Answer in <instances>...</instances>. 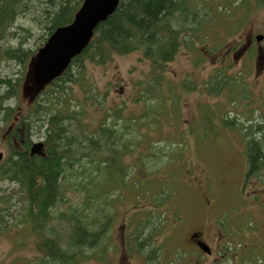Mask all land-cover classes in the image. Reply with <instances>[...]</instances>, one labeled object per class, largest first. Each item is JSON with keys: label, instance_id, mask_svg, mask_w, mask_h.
<instances>
[{"label": "rangeland", "instance_id": "obj_1", "mask_svg": "<svg viewBox=\"0 0 264 264\" xmlns=\"http://www.w3.org/2000/svg\"><path fill=\"white\" fill-rule=\"evenodd\" d=\"M196 1L200 6L191 7L196 6L199 14L192 19L191 26L197 25L198 21L203 25L204 15L210 23L204 26L205 32L200 37L193 38L188 49L182 47L174 61L167 64L165 77L159 81L155 103L151 99L145 105L153 103L140 128L143 131L140 140L144 145L151 143L153 151H156L155 147L171 151L165 164H145L148 171L164 167L163 172L154 176L157 185L149 193H163L165 198L160 203L145 198L142 191L150 185L145 180L146 173L134 174L129 179L130 187L136 188L141 182L137 190L115 191L111 196L114 206L110 212L116 214V219L108 237L113 248L103 257L97 255L102 257L99 260L92 258V251H85L79 264H188L183 257L186 258L184 242L178 235L182 236L188 225L198 221L204 222V227L209 229L213 223H218L217 228L225 240L226 256L220 264H264V169L261 167V171L249 179L245 177L247 138L237 128L245 133L249 127L255 131V125L261 126L262 129L252 135L259 139L264 131V40L259 44L255 41V36H264V9L256 6L248 11L239 9L235 0ZM196 1L191 0L195 4ZM217 9L219 14L214 12ZM229 10L231 12H227ZM207 12L210 14L206 15ZM223 14L228 16L222 17ZM243 18L246 19L244 23ZM13 23L9 31H13L14 26H33L31 18L22 14L16 15ZM10 34L0 40V47L17 43V40H9ZM33 35L38 36V32ZM36 38H29L27 49L36 48ZM249 40L251 44H248ZM228 47L230 53L222 59ZM257 47L263 52V59ZM141 58L139 53H132L115 56L103 67L87 66L91 93L104 95L100 100L102 110L98 104L88 110L86 120L92 126H97L106 114L117 112L118 107L124 117H128L129 112L136 116L142 114L143 102L135 103L134 100L140 99L139 93L145 89L151 72L149 62ZM25 70L14 61L0 58V79L8 76L16 79ZM218 71L232 81L229 80L221 92L215 93L218 86L209 81ZM207 83L211 92L203 90ZM168 87H176L179 94L173 91L175 96H171ZM72 89L74 99L82 101L84 91L76 86ZM22 104L26 106V100ZM221 119L234 121L237 127L225 124ZM112 120L108 118L107 123L111 124ZM118 122L116 129L121 128V121ZM34 131L31 140L40 142L43 128L41 134L33 135ZM135 136L136 133L130 130L125 137L132 139ZM6 148L2 136L0 153L5 155ZM165 159L163 156L162 160ZM127 160L128 164H133L134 154ZM16 188L5 181L0 183V263L43 264L31 228L15 223L22 214ZM64 195L69 200L59 211L76 198L70 190L64 191ZM69 234L68 229L62 231L64 236ZM133 235L147 239L143 249H155L154 261L147 260L146 252L133 251ZM127 240H130L129 246ZM137 240L141 242V238ZM142 244L143 247L145 242Z\"/></svg>", "mask_w": 264, "mask_h": 264}, {"label": "trees", "instance_id": "obj_2", "mask_svg": "<svg viewBox=\"0 0 264 264\" xmlns=\"http://www.w3.org/2000/svg\"><path fill=\"white\" fill-rule=\"evenodd\" d=\"M81 3L82 0H0V40H4L10 32L9 40H17L15 45L0 47V58L20 64L23 71L26 68L25 73L16 79L10 76L0 79V139L4 137L7 147L0 161V183L5 181L17 187L16 198L22 207V214L15 223L31 228L43 264H79L83 253L88 250L92 251V258L102 259L113 248L108 237L111 224L116 219V214L110 212L114 203L112 193L131 191L134 187H130L129 179L134 174L146 173L145 180L150 185L142 191L145 198L155 203L164 200L163 193H149L157 185L154 176L163 172L164 167L148 171L145 164H165L171 151L168 149L166 153L156 147L153 151L151 143L144 145L140 140L141 129L151 112V105L156 101L159 81L164 78L167 64L174 61L182 47L188 49L193 38L197 39L205 32L204 26L208 23L204 15L203 25L198 21L197 25L191 26L192 19L199 14L197 1L195 4L191 0H121L115 12L96 27L88 46L71 61L67 70L38 92L32 87V99L28 96L26 106H23L22 90L31 86H24L31 59L56 29L72 22ZM234 4L247 11L254 6L264 9V0H235ZM191 5L196 6L192 8ZM217 11L214 12L219 14ZM19 14L30 17L33 26H14L13 31H9ZM245 20L243 18V23ZM34 30L38 36L33 35ZM31 37H37L34 50L26 48ZM132 53H139L141 60L150 64V80L139 93L140 99L134 100L135 103L143 102L144 109H139L142 114L136 116L129 112V116L124 117L118 107L117 112L106 114L97 126H92L86 120L88 110L94 104L102 110L103 102L100 100L104 99V95L91 93L87 66L103 67L115 56ZM220 71L209 81L218 86L217 92L212 89L215 93L221 92L228 81H232ZM208 83L203 90L211 92ZM75 86L85 93L82 101L74 99L72 88ZM171 88L168 87L171 96H175L173 91L179 94L176 87ZM151 99L153 103L145 107ZM108 118H113L111 124L107 123ZM221 120L235 125L234 121ZM118 121H121V128L116 129ZM42 128L40 154L31 155L32 131L35 130V135ZM237 128L247 138V177L256 176L261 167L264 169V131L259 139L257 135L254 136L256 138L252 135L260 131L261 126L255 125V131L249 127L245 133ZM130 130L138 137L126 138ZM132 154L135 162L128 164L127 158ZM163 156L166 157L164 161ZM67 190L76 194V198L59 211L60 206L68 203L69 199L64 195ZM67 229L70 234L62 235V231ZM133 238V251L146 252L144 256L149 258L147 260L154 261L155 249H143L147 239H142V235H133ZM137 238H141V242ZM143 242L145 245L142 247Z\"/></svg>", "mask_w": 264, "mask_h": 264}, {"label": "water", "instance_id": "obj_3", "mask_svg": "<svg viewBox=\"0 0 264 264\" xmlns=\"http://www.w3.org/2000/svg\"><path fill=\"white\" fill-rule=\"evenodd\" d=\"M121 0H83L82 5L74 14L72 22L58 28L52 33L44 46L31 59L25 77L24 86L30 84L36 92L58 78L69 67L72 59L90 43L96 27L111 16ZM257 41L262 36L256 37ZM42 143H35L29 152L39 155ZM2 154L0 153V160Z\"/></svg>", "mask_w": 264, "mask_h": 264}, {"label": "flooded vegetation", "instance_id": "obj_4", "mask_svg": "<svg viewBox=\"0 0 264 264\" xmlns=\"http://www.w3.org/2000/svg\"><path fill=\"white\" fill-rule=\"evenodd\" d=\"M251 43L252 41L249 40L248 44ZM248 44H246L245 47H247ZM256 50L258 53L260 52L258 47ZM260 54V58L263 59V52H260ZM222 59H225V56H223ZM215 60L217 61L218 59ZM205 199L206 197H204V200ZM213 224L211 229H209V227H204V222L198 221L188 225L182 236L181 234L178 235L179 239L184 242L183 247L185 248L184 253L186 254L185 261L188 264H220L223 261L222 259L226 257L224 251L225 240L222 238V232L217 228L218 223ZM127 243L129 246L130 242ZM177 249L181 250L179 247Z\"/></svg>", "mask_w": 264, "mask_h": 264}]
</instances>
